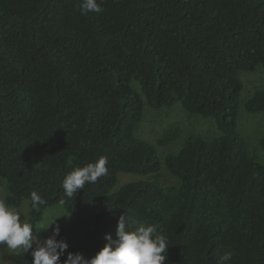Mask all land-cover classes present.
<instances>
[{
  "label": "trees",
  "instance_id": "trees-1",
  "mask_svg": "<svg viewBox=\"0 0 264 264\" xmlns=\"http://www.w3.org/2000/svg\"><path fill=\"white\" fill-rule=\"evenodd\" d=\"M0 0V174L5 200H28L36 226L56 204L74 214L57 239L67 253L93 257L127 230L155 225L165 264H264V163L238 132L242 71L264 67V0ZM134 81L136 82L134 85ZM180 101L212 116L221 135H190L161 161L137 136L146 106ZM264 112V89L246 100ZM180 137L178 122L157 139ZM264 150V134L259 137ZM108 158L107 175L71 199L62 182L78 167ZM148 175L118 189L119 173ZM171 176L177 177V182ZM164 181V182H162ZM169 181H175L170 183ZM47 203L31 208L30 195ZM61 201H64L63 203ZM47 238V237H45ZM28 253L11 264H32Z\"/></svg>",
  "mask_w": 264,
  "mask_h": 264
},
{
  "label": "clouds",
  "instance_id": "clouds-1",
  "mask_svg": "<svg viewBox=\"0 0 264 264\" xmlns=\"http://www.w3.org/2000/svg\"><path fill=\"white\" fill-rule=\"evenodd\" d=\"M102 3L103 0H82L81 13H101ZM107 164L108 158L101 156L95 162L71 171L62 182L65 197L71 199L86 184L96 183L107 175ZM30 199L31 208L36 212H40L41 206L47 203L36 191L31 193ZM56 221L46 218L41 230L56 226L52 228L51 235L42 240L33 232L31 223L22 222L18 210L9 207L6 200L0 198V246H6L16 254L28 253L31 249L32 264H165V253L169 247L167 237L158 234L155 225L140 224L135 230H127V215L124 213L118 219L116 239L106 234L108 243L93 257L85 258L82 253L68 252L67 258L61 261L69 245L63 239H57L60 228ZM231 257V252H225L217 258L216 264H227Z\"/></svg>",
  "mask_w": 264,
  "mask_h": 264
},
{
  "label": "rangeland",
  "instance_id": "rangeland-1",
  "mask_svg": "<svg viewBox=\"0 0 264 264\" xmlns=\"http://www.w3.org/2000/svg\"><path fill=\"white\" fill-rule=\"evenodd\" d=\"M240 77L243 81V89L240 96V108L238 118V132L245 137L251 152L256 153L259 160L264 163V150L259 144V137L264 134V112L250 113L245 109L246 100L253 94L256 88L264 89V67L259 66L255 71H242ZM134 81V85H135ZM136 86V85H135ZM178 122L180 127V137L168 145H160L157 142L162 136L164 129L171 123ZM190 135H199L202 137H214L221 135V132L215 125V119L212 116L204 117L197 113H188L182 107L180 101L174 104L164 106L159 109H153L146 106L144 118L137 130V136L150 142L156 149V156L161 161L159 174L168 173L165 167V157L169 154L176 155L185 145V139ZM170 176V174L168 173ZM177 182L178 178L171 176ZM148 175H137L133 173H119V179L113 191L118 189L127 181L148 180ZM175 181H169L174 183ZM179 181V180H178ZM164 182V181H162ZM6 180L0 174V198L5 199ZM28 200L23 199L16 206H9L17 209L21 214L22 222L29 223V205ZM51 221L57 219V225H63L73 220L74 214L67 210L63 204L59 203L46 209L42 220L33 228V232L38 234L40 239H45L51 235V226L47 230H41L45 220ZM12 252L6 246H0V264L12 263Z\"/></svg>",
  "mask_w": 264,
  "mask_h": 264
}]
</instances>
